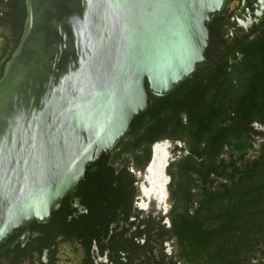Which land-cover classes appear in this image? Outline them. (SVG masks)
I'll use <instances>...</instances> for the list:
<instances>
[{
    "label": "water",
    "instance_id": "1",
    "mask_svg": "<svg viewBox=\"0 0 264 264\" xmlns=\"http://www.w3.org/2000/svg\"><path fill=\"white\" fill-rule=\"evenodd\" d=\"M230 0H27L0 78V248L86 179L156 97L206 61Z\"/></svg>",
    "mask_w": 264,
    "mask_h": 264
},
{
    "label": "flooded vegetation",
    "instance_id": "2",
    "mask_svg": "<svg viewBox=\"0 0 264 264\" xmlns=\"http://www.w3.org/2000/svg\"><path fill=\"white\" fill-rule=\"evenodd\" d=\"M27 13V0H0V78L20 43ZM208 29L206 61L197 67L193 78L159 98L146 81L150 106L141 117L146 140L139 147L142 158L150 152L146 165L141 168L126 161L117 168L112 161L117 145L106 154L108 164L117 170L127 166L136 178L134 216L169 214L171 209L158 206L166 200L172 202L171 171L178 173L180 160L188 155L209 151V142L216 135L232 130L251 140L264 137V131L256 127H264V0H230L212 17ZM160 130L166 137L149 142L150 132L158 135ZM235 141L223 145L219 161L225 160L221 154L226 147L235 153ZM158 143L165 148V178L151 173ZM98 161L89 168L97 170ZM84 181L54 207L47 223L34 220L11 237L0 248V264H113L108 251L101 253L97 241L90 247L82 241V216L89 214Z\"/></svg>",
    "mask_w": 264,
    "mask_h": 264
},
{
    "label": "trees",
    "instance_id": "3",
    "mask_svg": "<svg viewBox=\"0 0 264 264\" xmlns=\"http://www.w3.org/2000/svg\"><path fill=\"white\" fill-rule=\"evenodd\" d=\"M140 128L141 117L127 133H134L131 144L137 148L144 140ZM153 134L150 142L162 139ZM234 140L235 153L228 162L219 161L223 145ZM253 147L249 136L228 130L210 140L209 151L181 159L178 173L171 171L169 223L164 216L133 215L136 178L127 166L117 170L103 155L98 169L88 168L87 181L82 183L89 206V214L82 216V241L88 247L97 241L113 264L248 263L247 246L252 241V250L264 245V143L256 158L246 160ZM236 153L241 154L235 158ZM149 158L150 152L144 158L141 152L134 156L141 168ZM258 219L261 228L257 230ZM167 243L173 244V253L167 252Z\"/></svg>",
    "mask_w": 264,
    "mask_h": 264
},
{
    "label": "rangeland",
    "instance_id": "4",
    "mask_svg": "<svg viewBox=\"0 0 264 264\" xmlns=\"http://www.w3.org/2000/svg\"><path fill=\"white\" fill-rule=\"evenodd\" d=\"M188 108V107H187ZM259 129H262L264 131V127L263 126H256ZM144 123L141 121V128L139 130V132L144 135ZM162 132V133H161ZM151 134H153L154 132H150ZM161 136L164 138L165 136V131L164 130H160V133L158 134V136ZM153 136H156V134L154 133ZM156 136V137H158ZM166 137V136H165ZM134 139V133H129L126 137L123 138V140L117 144V146L115 147L113 154H112V161L114 163V165L118 168L122 165L123 162L126 161H130L131 163H136V160L134 159V156L136 154H138L139 152V148H137L136 146H134L133 144H131V142ZM146 139H144L143 141H145ZM264 140V137H256L253 138V148L249 149L247 152V156H246V160L247 159H253L256 158L259 155V152L261 150V144L262 141ZM150 142V141H149ZM232 153V149L228 146L225 148L224 152L221 154V157L224 158L226 161H229L230 156ZM241 153H236L235 158H237ZM243 162V161H242ZM240 161V163H242ZM245 162V160H244ZM137 164V163H136ZM171 205L172 202L171 200H166L164 203H160L158 208H164L165 210L167 209L170 210L171 209ZM167 215L165 216V221L167 223H169V219L167 218ZM262 217V216H261ZM260 217V218H261ZM256 223L258 224L257 230L261 228V220H257ZM263 229V228H262ZM220 243L223 242V239L219 240ZM237 239H234L233 243H236ZM244 244V242L242 243ZM254 245V241H252V243L247 246V249H245L244 251V255L250 256V261L246 264H264V245L260 244L259 246H254V250H252V247ZM166 250L168 253H173L174 251V246L172 243H167L166 244Z\"/></svg>",
    "mask_w": 264,
    "mask_h": 264
},
{
    "label": "bare ground",
    "instance_id": "5",
    "mask_svg": "<svg viewBox=\"0 0 264 264\" xmlns=\"http://www.w3.org/2000/svg\"><path fill=\"white\" fill-rule=\"evenodd\" d=\"M164 149H162V146L160 143L156 144V147H155L156 155L154 157L153 162L150 165V168L152 169L151 173H155L157 176H160L162 178L166 177L165 169H164V166L166 164V159H165L164 155L162 154V152L165 151ZM160 187L164 193L165 188L163 186H160Z\"/></svg>",
    "mask_w": 264,
    "mask_h": 264
}]
</instances>
